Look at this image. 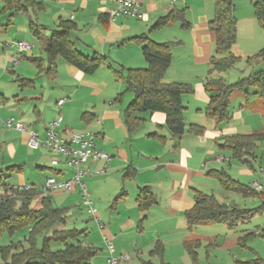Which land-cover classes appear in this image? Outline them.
<instances>
[{
    "label": "crops",
    "instance_id": "0c3cea01",
    "mask_svg": "<svg viewBox=\"0 0 264 264\" xmlns=\"http://www.w3.org/2000/svg\"><path fill=\"white\" fill-rule=\"evenodd\" d=\"M136 1L142 12L141 18H109L106 10L114 7L117 0H32L34 5H27L25 10L12 12L11 15L2 11L0 4V169L4 167L8 172L19 173L16 182L1 185L0 196L10 193L6 191L8 188L23 190L28 187L35 191L32 199L46 196L52 206L66 208L67 212L72 207H85L89 219L94 221V229L86 233L85 242L97 249L95 256L101 254L106 259L109 256L107 243H110L115 255L130 253L142 264L147 261L156 264L159 258L149 252L159 241L163 246L162 259L166 263L202 264L200 260L205 259L209 264L212 247L229 241L237 244V237L245 231L223 223L189 226L183 213L193 207L196 191L218 195L216 193L221 187L217 179L208 176L207 172L224 169L222 163L227 162L229 172H226L230 176L235 168L237 177L249 178L252 182L247 185L253 188L252 183L257 181L258 176L253 166L230 165L233 158L230 151L219 148V144L224 136L264 132V96L255 93L246 97L240 92H233L229 97V120L218 124L207 117L205 109L209 95L204 82L210 75H215V72L209 74L214 38L208 22L213 16V0ZM180 9L184 10L187 28H182L178 21L151 28L159 17ZM6 17V24H3ZM254 18L252 14L247 22L250 30L253 29ZM31 21L48 30H59L61 21H69L72 27L68 35L76 50L84 55L102 54L107 56L113 67L122 66L125 69L146 66L139 46L130 40L132 37L145 34L154 42L172 43L171 63L163 80L185 82L192 86V94L181 97L185 107L184 120L186 127L189 124L203 126V133L197 135L185 130L179 138L174 137L165 124V114L161 112L138 114L142 119L140 124L129 131L123 120V109L132 94L129 93L131 97L127 100L116 102L118 100L114 95L121 89V83L117 85L112 69L103 65L93 74L85 75L57 56L54 59L55 72L51 76L45 75L46 55L40 41L30 31ZM7 24L11 31L17 33V38L9 37L12 33L5 26ZM29 32L36 39L35 43L32 38L28 39ZM238 32L240 34V24L237 23ZM9 39L12 42L23 39L30 42V47L19 52L15 45H9ZM239 40L231 47L233 55L250 57L262 48L251 47V42L246 44L247 47L241 43V37ZM35 58L42 60L40 67L33 61ZM100 68H105V71ZM230 71L220 73L226 82L230 81ZM42 75L51 79L55 88L50 92L54 93L55 105L46 104L43 112L36 104L41 96V87L36 81ZM63 93L66 96L59 97ZM99 94L101 106L93 99ZM55 96L58 98L55 99ZM60 98L64 102L58 108L56 101ZM75 110L79 113V120L76 121L71 119ZM61 112L64 114L61 115ZM57 113L62 117L56 127L59 137L93 132L96 148L108 155L107 160L87 165L89 170L100 168L103 173L82 178L93 214L88 211L78 187L72 191H48L45 188V179L49 176L66 180L72 175V168L64 165L62 156L48 151L53 154L48 158L26 144L27 130H34L43 137L48 122L54 120ZM8 118L22 122L25 130L5 128L2 122ZM53 158L59 160L55 167L51 164ZM48 160L49 167L44 165ZM30 162L35 164L39 174L34 181L26 183L23 165ZM143 186L149 188L154 201L142 210L137 197ZM16 202L19 204L18 199ZM74 221L77 219H72ZM223 228H226L225 231ZM186 240H198L195 261L184 249ZM219 240L222 242L219 243ZM202 246L204 255L200 251Z\"/></svg>",
    "mask_w": 264,
    "mask_h": 264
},
{
    "label": "trees",
    "instance_id": "16d2710c",
    "mask_svg": "<svg viewBox=\"0 0 264 264\" xmlns=\"http://www.w3.org/2000/svg\"><path fill=\"white\" fill-rule=\"evenodd\" d=\"M213 16L208 22L209 31L214 38V51L209 58L210 75L204 82L205 90L209 95V102L205 109L207 117L216 123H223L230 118L229 97L233 92H240L246 97L255 93L264 96V67L255 70L234 82H226L220 73L226 72L237 61V57L231 51L232 45L237 38V19L234 13L233 0H213ZM2 11L19 12L25 10L27 5H34L32 0H0ZM253 15L264 31V0H253ZM178 21L182 28L188 27L184 17V10H171L164 16L159 17L151 28H160L167 23ZM59 30H48L46 27L29 23L30 31L40 41L45 52L43 72L51 76L55 72V57L59 56L69 65L83 72L85 75L93 74L100 66L106 65L112 69L113 75L121 81L123 89L116 96L121 98L123 93H131L132 98L123 109V120L129 131L140 124L141 117L138 115L145 112H161L165 114L166 125L172 136L179 138L185 130L194 134H202L204 127L197 124H189L186 127L184 109L181 97L192 94V86L185 82H164L163 76L171 63L170 42H154L145 34L132 37L140 48L146 62L145 67L123 68L113 67L107 56L93 53L84 55L75 49L68 35L72 25L69 21H61ZM254 56H260L264 60V46ZM34 62L42 60L35 58ZM253 89V91L251 90ZM264 139V132L253 131L247 134H235L224 136L219 148L230 151L231 156L246 167H252L254 151L257 142ZM208 176L217 179L221 189L234 192L242 196L261 197L258 206L245 209L235 205H227L219 201L213 194L196 191L193 195V207L184 211L183 216L189 226L208 223H223L228 227H235L250 219L257 212H264V195L262 191L255 190L247 184H243L232 178L226 170L214 169L207 172ZM10 192L0 196V233L26 227L29 238L27 246L12 254V258L3 256L0 264H89L95 256L97 249L85 242L86 232L84 229L64 228L66 208H58L51 205L48 197L42 196L37 207H31V200L35 191L31 188L23 190L8 188ZM138 205L145 209L154 199L147 186L139 189ZM17 199L20 200L17 204ZM60 224L61 227L53 228ZM254 236V231H245L237 237V244L245 246V242ZM41 239L39 241L38 239ZM60 243L61 249L53 250L51 243ZM184 249L190 258L196 260L198 240H186ZM6 247L2 249L5 254ZM150 255H156L159 262L156 264H170L162 259L163 246L157 241L150 250ZM143 264H155L150 261ZM241 264V263H236Z\"/></svg>",
    "mask_w": 264,
    "mask_h": 264
},
{
    "label": "rangeland",
    "instance_id": "374dc122",
    "mask_svg": "<svg viewBox=\"0 0 264 264\" xmlns=\"http://www.w3.org/2000/svg\"><path fill=\"white\" fill-rule=\"evenodd\" d=\"M252 2L253 0H233L234 13H235L238 25L240 24V34L239 32L237 33L235 44H237L238 41H240L239 38L241 37L242 38L241 43H243V45L249 44L251 42V44H249L251 47L260 48L264 46V31L262 27L258 24L259 22H257V20L254 18V20H252L254 22L253 29L250 30V28L247 27L248 25L247 22L249 21V17L253 14ZM0 12H1V6H0ZM6 20H7V17L3 18L2 23L6 24ZM5 26L8 27L9 25L7 24ZM8 30L10 31V33H12V35H9L10 38L15 39L18 37L15 31H11V28H9ZM30 34H28L29 36L28 39L32 38L33 40L31 39V41L35 43L36 39L32 36V34L31 35ZM12 41L13 40L9 39L8 41L10 42L9 45L10 44L13 45L11 43ZM21 41L27 44H30V42L23 41V39H21ZM243 45L241 44V46ZM246 46L248 47V45ZM235 56L238 59L234 63L232 68L229 69L231 70L230 71L231 76L229 77L230 81H227L228 83L234 82L237 79L245 77V76L247 77V75L250 74L251 72L264 67V60L260 56H254V55L250 57H246V56L239 57L238 55H235ZM100 69H103L105 71V68H100ZM108 75L111 76V74H108ZM111 79L113 80L114 77L111 76ZM115 81L117 85L121 83L119 79H115ZM36 82H37V86L41 87V96L39 97L40 100L36 101V104L39 110L43 112L46 104L51 103L53 106L55 105L54 100H53L54 93H50L51 90L55 88L53 86L54 84L51 82V79H47L44 75L40 77V80L37 79ZM120 85H121V89L115 92L114 97H116L117 94L122 91L123 85L122 83ZM37 93H39V91ZM102 94H104V91H102ZM65 96H66L65 93L59 94V97H65ZM129 96L131 97L129 93H123L122 96H120L121 98H119L118 101L116 102L117 103H120L121 101L123 102V100H127ZM56 98L58 97L55 96V99ZM93 99L99 104V106H101L102 99L100 97V94L98 95V97H95ZM105 103L106 105H108L107 101ZM58 114L60 115V113H57L56 117L58 116ZM62 114L64 113L61 112V115ZM71 119H74L75 121L79 120V113L77 110H75L74 113H72ZM10 134L13 135L12 132ZM30 151H33V150H30ZM37 151L43 155L48 156V158H50V156L53 155L52 153L48 152V150L44 147L38 148ZM254 155L255 157H254V160L252 161V166H253L254 171L257 173L256 175H258L256 177V180L262 187V193L264 195V177L262 176V172L261 171L259 172V168L264 171V139L257 142ZM231 159L232 160L230 161V165L238 166V167L244 166L242 163L235 160L234 158H231ZM44 165L48 167L51 166L50 161L49 160L45 161ZM221 167H223L224 170L229 172V169H228L229 167H228L227 162H225V164L222 163ZM23 168H24L23 170H24L25 176H27L25 179L26 183H30L31 181H34L36 179L37 174H39V170L36 169L34 163H31V162L25 163L23 165ZM235 171H236L235 168L231 170V172H233L231 173L232 174L231 176L233 178H236L238 181H240L243 184H248L252 182L250 181L249 178L237 177V174L235 173ZM18 175H19L18 172H8L5 170L4 167H2L0 169V190H1V185L11 184L12 182H16ZM220 189L221 188H219L220 192L216 193L218 195H215V196L219 200H222L223 203H226L227 205L233 204L237 208L251 209V208L258 206L261 202V197H253V196L245 197V196H242L234 192H227V191H223L222 189L221 190ZM209 192H211V190ZM38 198L39 197L32 199L30 203L31 207L32 206L37 207L38 205L37 201H39ZM72 219H77V221L72 222ZM65 220H66V223H65L64 228H75L77 230L84 229L87 234L88 232L91 233V231L94 229L92 228V226L94 225V221L92 219H89L88 214L86 213L85 207H81V209L77 207H72V209L66 213ZM57 227H61L60 224L53 226V228H57ZM235 228L238 230L241 229L242 231H252V232L254 231V236L250 237L245 242V246L243 247L239 246L238 244H235L234 241H229L228 243L226 242L224 245L222 244L218 247H212L209 251L210 259L208 263L209 264H236V263L264 264V212H261V213L257 212L256 214L251 216L250 219H248L247 221L243 223H239ZM28 238H29V234H28V230L26 227H21L15 230L13 233H9L6 230L1 232L0 233V263L3 261L2 255H5L6 257L11 259L12 254L16 253L17 251H20L22 248H25L27 246ZM38 240L41 241L40 238ZM218 242L221 243L222 240H219ZM5 247H6V250H5L6 252L4 254L2 249ZM50 248L53 250H56V249L58 250L62 248V245L58 242L51 243ZM203 250H204V247L202 246L200 248V251H202V254H203ZM122 254H127L130 257V260L129 259L120 260L118 261L117 264H142V262H140L136 256L131 255L130 253H125V252ZM108 257L109 256H107L105 259L103 255L99 254L97 256L92 257L89 264H108L107 263ZM200 263L206 264L207 262L205 259H201Z\"/></svg>",
    "mask_w": 264,
    "mask_h": 264
},
{
    "label": "built area",
    "instance_id": "2783aa9c",
    "mask_svg": "<svg viewBox=\"0 0 264 264\" xmlns=\"http://www.w3.org/2000/svg\"><path fill=\"white\" fill-rule=\"evenodd\" d=\"M106 15L111 19L119 16L141 18L142 12L136 0H117L114 7L106 10ZM12 44L17 47L19 52L30 47V45L22 41L12 42ZM63 102L64 99L60 98L56 101V106L60 108ZM61 120L62 117L58 114L54 120L48 122L43 137L34 130H27L28 138L26 144L31 149L44 147L48 151L62 156L64 165L68 169L72 168V175L66 180H58L53 176H49L45 179V188L48 191H72L75 187H78L79 193L83 196L82 198L87 204L88 211L93 214L94 209L91 206L89 193L82 178L89 174L103 173V169L89 170L87 165L99 160H107L108 155L96 148L94 142L95 134L93 132L73 133L69 138L59 137L56 132V127L60 125ZM2 125L5 128H14L19 131L25 130L23 123L14 121L13 118L6 119L2 122ZM51 164L55 167L59 164V160L53 158ZM260 171L262 172V176H264V171L261 169ZM252 186L255 190H261V186L257 181H254ZM107 249L109 251V257L107 258L108 264H117L120 260L129 259L127 254L115 255L113 246L110 243H107Z\"/></svg>",
    "mask_w": 264,
    "mask_h": 264
}]
</instances>
